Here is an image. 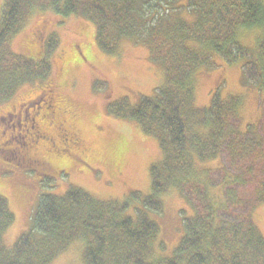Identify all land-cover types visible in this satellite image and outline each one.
<instances>
[{"label": "trees", "instance_id": "obj_1", "mask_svg": "<svg viewBox=\"0 0 264 264\" xmlns=\"http://www.w3.org/2000/svg\"><path fill=\"white\" fill-rule=\"evenodd\" d=\"M37 8L91 20L105 53L116 54L124 40L147 49L164 76L162 85L136 106L121 99L107 112L136 122L157 140L161 157L150 167V194L137 206L75 187L64 196H42L32 228L12 247L3 238L15 216L0 196V264H51L75 242L84 245L85 264H264V233L254 217L264 204V131L243 125L238 96H216L211 106L198 107L193 78L215 65V56L228 65L242 62L243 81L254 85L264 107V0H4L0 102L50 73L51 37L38 59L11 49ZM249 31L258 36L245 46L241 38ZM224 153L228 168L202 166ZM215 190L218 199L211 196ZM171 191L186 192L197 210L184 220L171 256L160 257L159 227L149 213L162 212V197Z\"/></svg>", "mask_w": 264, "mask_h": 264}, {"label": "rangeland", "instance_id": "obj_2", "mask_svg": "<svg viewBox=\"0 0 264 264\" xmlns=\"http://www.w3.org/2000/svg\"><path fill=\"white\" fill-rule=\"evenodd\" d=\"M257 36L256 31L246 32L241 42L252 46ZM50 37L56 46L49 54V75L22 85L9 100L0 102V196L8 201L15 216L3 238L9 247L32 228L42 196H64L75 187L103 199H127L130 208L137 206L150 194V167L161 157L157 140L144 134L136 122L114 118L107 112L109 104L121 99L136 106L162 85L164 76L147 49L124 40L116 54L105 53L97 43L91 20L80 15L64 18L38 8L11 41V49L38 59L47 54ZM240 63L228 65L215 56V65L195 73V103L207 108L216 96L221 100L238 96L243 125L257 126L263 135L264 107H260L254 85L243 81ZM43 99L53 105L55 113L38 102ZM24 104H28L26 109ZM32 118L36 129L50 142H29ZM58 124L77 139V147L60 145ZM11 137L19 144L14 142L10 147ZM21 145L30 160L39 164L17 161L12 148ZM219 159L202 166L228 168L227 154ZM216 191L211 196L218 199L220 193ZM133 194L139 199L132 198ZM243 199L250 201V197ZM196 206L186 192L171 191L162 197V212L149 213L159 227L156 253L160 257L171 256L184 235V220L195 214ZM254 217L264 233V204L256 207ZM83 253V243L75 242L51 264H85Z\"/></svg>", "mask_w": 264, "mask_h": 264}, {"label": "flooded vegetation", "instance_id": "obj_3", "mask_svg": "<svg viewBox=\"0 0 264 264\" xmlns=\"http://www.w3.org/2000/svg\"><path fill=\"white\" fill-rule=\"evenodd\" d=\"M45 99L43 100H38V102H42V104L44 105V109H46L47 111H49L51 114L52 112L55 113V111L53 110V105L47 101L46 103L44 102ZM28 104H24V109H26ZM38 108L41 109V103L37 104ZM35 120L34 118H32L31 122L29 123L28 126V131L31 133V137H32V141H29L30 143H35L40 141L41 139H47L44 137V135L41 133V131H39L38 129H36L35 127ZM57 130H58V136H59V140H60V145L63 147H68V148H74L78 146V141L77 139H74L73 136H71L70 132L68 133L66 131V127L62 124H58L57 125ZM49 140V139H47ZM15 141H17L16 139L14 140L13 137H11L10 139H8V144L11 147V144L14 143ZM51 141V139L49 140V142ZM17 143V142H15ZM19 144V143H17ZM24 144H27V142H25ZM23 144V145H24ZM13 146V145H12ZM15 149L16 151L13 152V156L16 157L17 161L23 164H29V165H36L39 163L33 162L30 160V158L27 156L26 149L23 148L22 149V145L16 148H12Z\"/></svg>", "mask_w": 264, "mask_h": 264}]
</instances>
